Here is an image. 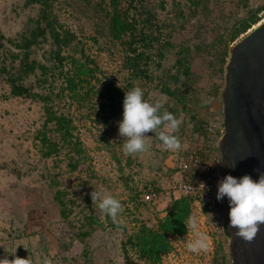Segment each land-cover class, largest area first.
Listing matches in <instances>:
<instances>
[{"label":"rangeland","instance_id":"rangeland-1","mask_svg":"<svg viewBox=\"0 0 264 264\" xmlns=\"http://www.w3.org/2000/svg\"><path fill=\"white\" fill-rule=\"evenodd\" d=\"M50 1L59 21L78 35V46L68 52L84 62L88 60L93 73L78 96L62 92L66 86L62 76L53 81L50 78L52 85L43 89L35 76L26 83L42 93L51 90V108L72 120L74 140L81 141L78 146L64 142L56 123L45 126L44 102L12 94L8 77L16 72L19 60L7 39L18 38L41 5L30 0H0V68L6 67L0 76V259L20 257L28 258L30 264H42L47 256L51 264H152L133 249L126 255L123 245L140 224L157 227L173 200L164 197L159 203H146L142 194L149 187L164 190L175 183L179 163L187 152L207 142L206 136L197 131L200 125L215 140L218 151L223 103L212 90L221 81L225 85V77L221 80L212 65L214 57L208 55L205 32H192L187 23L194 60L184 103L178 106L182 123L174 135L179 137L181 147L164 150L156 133L149 131L145 136L147 150L128 155L123 150L126 138L118 135L111 121L115 115L122 119L125 92L138 86L145 99L159 101L165 109L175 100L161 91L159 81L136 78L125 66L129 39L117 41L111 36L109 0ZM150 2L161 25L166 26L165 32L176 36L171 27L179 21L176 10L180 8L188 15L190 0ZM135 4L124 0L120 9L133 15L139 10ZM232 6L235 12L242 10ZM48 49L37 48L36 57L44 60ZM178 50L177 45L167 51L163 72L156 76L177 72ZM43 133L54 144L50 156ZM76 160L79 165L74 169ZM101 189L121 201L123 211L115 222L91 199V192ZM57 198L65 202V207ZM91 215L99 218L103 227L89 226ZM87 229L92 234L82 242L77 234ZM197 232L205 236L207 246L194 253L188 244L195 241ZM222 232L214 230L209 220H197L195 230L190 226L185 235L172 236L173 248L158 264H232L230 239Z\"/></svg>","mask_w":264,"mask_h":264},{"label":"trees","instance_id":"trees-1","mask_svg":"<svg viewBox=\"0 0 264 264\" xmlns=\"http://www.w3.org/2000/svg\"><path fill=\"white\" fill-rule=\"evenodd\" d=\"M30 1V3L40 4L41 8L37 16L31 17L25 24L18 38L7 39V42L16 50L15 59L19 60L18 68L16 72L10 74L8 82L12 86L14 96L44 102L47 110L45 126L56 123L58 130L62 133L63 141L78 146L81 140L80 138L74 140L72 120L64 114L58 115L51 108L53 100L51 90L46 93L36 91L34 85L27 84L26 81L29 77L35 76L38 87L43 89L47 85H52L56 76H62L66 85L62 92L66 91L78 96L79 89L89 80L93 68L87 63L88 60L84 62L68 52L69 49L75 51L78 46V35L59 21L57 15L51 10V1ZM123 1L109 0L110 34L117 41L129 39L125 66L136 78L151 82L159 81L161 91L175 100L173 106L167 110L177 118L178 106L184 103V91L188 88L189 77L193 74L194 58L188 45L187 23L192 27V32H205L209 43L208 55L214 57L212 65L217 69L219 78L224 80L225 67L232 44L264 17V0H255L256 4H253L252 0H190L188 15H185L180 8L176 10L179 21L171 24L174 35H176L173 36L172 33L165 32L166 26L161 25L150 0H131L132 4L136 3V9H139L133 15L129 14V10L120 9ZM232 4L242 10L235 12ZM177 45L179 46L175 64L177 72L175 74L165 72L163 75H158L163 76L162 79L158 78L156 75L163 72V61L167 51ZM44 46H49V49L46 50L45 58H42L44 60H41L36 57V50ZM3 71H6L5 66L0 68V76ZM50 78H52L51 82ZM223 85L221 81V84L212 90L215 97L220 96ZM120 120L121 118L117 115L111 119L112 127L117 131H119ZM197 131L207 138L205 146H202L207 152L206 156L217 155L215 140L211 138V135H207L208 130L200 125ZM42 141L49 147L47 156L52 155L54 144L46 133H43ZM74 163L73 167L76 169L79 161L76 160ZM150 189L159 190L157 187H149L146 190ZM57 199L60 205L65 207V202L61 198ZM63 212L66 216L65 208ZM190 215L191 204L188 199L173 200L168 214L158 220L157 227L142 223L138 230L129 236L123 245L126 255L129 254L130 249H133L138 256L147 259L152 264H158L162 255L172 250V236H183L187 233L186 223ZM88 225L103 227V223L94 215L88 217ZM222 230L224 237L230 239V233L225 225ZM91 234V229H87L78 232L77 236L85 242ZM229 255L234 264L231 253Z\"/></svg>","mask_w":264,"mask_h":264},{"label":"water","instance_id":"water-1","mask_svg":"<svg viewBox=\"0 0 264 264\" xmlns=\"http://www.w3.org/2000/svg\"><path fill=\"white\" fill-rule=\"evenodd\" d=\"M223 131L218 155L223 176L245 174L258 181L264 174V18L231 46L221 91ZM216 205L230 233L234 264H264V226L252 241L229 228V202Z\"/></svg>","mask_w":264,"mask_h":264},{"label":"clouds","instance_id":"clouds-1","mask_svg":"<svg viewBox=\"0 0 264 264\" xmlns=\"http://www.w3.org/2000/svg\"><path fill=\"white\" fill-rule=\"evenodd\" d=\"M181 123L182 119L163 108L161 102H149L145 99V93L140 87H133L125 92L119 134L120 137L126 138L123 144L126 154L133 155L146 151L148 144L145 136L149 131L156 133L164 150H179L181 141L174 133ZM224 197L228 198L230 207L228 227L236 229L235 236L252 241L261 230V226H264V174H261L258 181L253 180L248 174L240 178L226 175L218 184L217 200ZM91 199L98 205L99 210L114 222L123 211L121 201L102 189L92 191ZM191 226L196 229L194 219ZM196 236L195 241L188 244L189 250L194 253L207 246L202 233L197 232ZM0 264H30V261L28 258L20 257L11 261L4 258L0 259ZM42 264H51V260L45 256Z\"/></svg>","mask_w":264,"mask_h":264},{"label":"built area","instance_id":"built-area-1","mask_svg":"<svg viewBox=\"0 0 264 264\" xmlns=\"http://www.w3.org/2000/svg\"><path fill=\"white\" fill-rule=\"evenodd\" d=\"M220 131L222 133L223 127ZM205 152L203 147L190 150L179 163L175 183L164 190H146L142 198L144 202L153 204L161 202L164 197L172 200L186 198L191 204L187 229H190L193 219L209 220L214 230L224 229L225 224L216 205L218 184L224 179L221 160L219 155L210 157Z\"/></svg>","mask_w":264,"mask_h":264},{"label":"crops","instance_id":"crops-1","mask_svg":"<svg viewBox=\"0 0 264 264\" xmlns=\"http://www.w3.org/2000/svg\"><path fill=\"white\" fill-rule=\"evenodd\" d=\"M168 212V211H167Z\"/></svg>","mask_w":264,"mask_h":264}]
</instances>
